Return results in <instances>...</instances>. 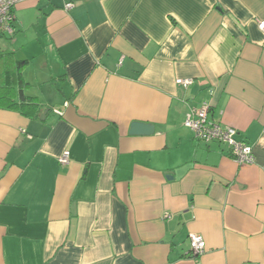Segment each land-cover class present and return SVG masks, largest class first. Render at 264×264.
I'll return each instance as SVG.
<instances>
[{"label": "crops", "instance_id": "1", "mask_svg": "<svg viewBox=\"0 0 264 264\" xmlns=\"http://www.w3.org/2000/svg\"><path fill=\"white\" fill-rule=\"evenodd\" d=\"M260 22L264 0L19 3L0 55L40 113L0 109V264H264ZM204 102L252 163L184 126Z\"/></svg>", "mask_w": 264, "mask_h": 264}, {"label": "built area", "instance_id": "2", "mask_svg": "<svg viewBox=\"0 0 264 264\" xmlns=\"http://www.w3.org/2000/svg\"><path fill=\"white\" fill-rule=\"evenodd\" d=\"M26 0H0V36L13 35V20L15 7ZM73 5L66 4L65 9H70ZM258 29L264 31V22L258 24ZM192 81L190 79H177L176 84L183 88H188ZM209 106L202 103L199 108L190 110L185 118L184 126L194 133L195 139L205 143H219L226 145L230 156L238 165L250 164L253 162L252 147L238 142L235 139L236 130L231 127H221L219 124L208 120L207 113ZM70 153L63 151L58 158L59 164L65 166L69 163ZM191 253L194 256L200 255L205 250L203 238L196 234L188 237Z\"/></svg>", "mask_w": 264, "mask_h": 264}, {"label": "trees", "instance_id": "3", "mask_svg": "<svg viewBox=\"0 0 264 264\" xmlns=\"http://www.w3.org/2000/svg\"><path fill=\"white\" fill-rule=\"evenodd\" d=\"M25 64L26 61L15 60L13 54L0 55V109L17 111L25 117L35 118L40 113V107L35 98L25 96L22 90L26 86L21 75Z\"/></svg>", "mask_w": 264, "mask_h": 264}, {"label": "water", "instance_id": "4", "mask_svg": "<svg viewBox=\"0 0 264 264\" xmlns=\"http://www.w3.org/2000/svg\"><path fill=\"white\" fill-rule=\"evenodd\" d=\"M46 113V111L44 112ZM154 133V127L150 124L133 122L130 125V135H151Z\"/></svg>", "mask_w": 264, "mask_h": 264}]
</instances>
